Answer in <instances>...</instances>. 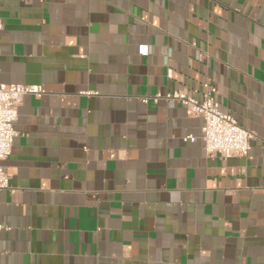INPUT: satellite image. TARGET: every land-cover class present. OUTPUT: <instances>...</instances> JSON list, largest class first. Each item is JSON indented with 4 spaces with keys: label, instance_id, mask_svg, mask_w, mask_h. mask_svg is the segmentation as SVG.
Here are the masks:
<instances>
[{
    "label": "crops",
    "instance_id": "obj_1",
    "mask_svg": "<svg viewBox=\"0 0 264 264\" xmlns=\"http://www.w3.org/2000/svg\"><path fill=\"white\" fill-rule=\"evenodd\" d=\"M0 17V83L44 92L21 98L3 163L0 264H264V0H1ZM205 83L247 157L207 155L202 120L152 99Z\"/></svg>",
    "mask_w": 264,
    "mask_h": 264
},
{
    "label": "built area",
    "instance_id": "obj_2",
    "mask_svg": "<svg viewBox=\"0 0 264 264\" xmlns=\"http://www.w3.org/2000/svg\"><path fill=\"white\" fill-rule=\"evenodd\" d=\"M2 29L0 17V32ZM203 89L204 93L200 100L181 92L156 94L152 99L176 102L183 106L187 116L202 120L201 133L207 155L218 156L221 159L247 157L253 134L240 127L229 114L220 110L215 100L216 90L209 83L203 84ZM43 93L40 86L0 83V191L9 188V175L3 163L11 155L20 100L25 95L40 97ZM142 101L146 103L148 98H143ZM184 141L194 143L195 138L187 136Z\"/></svg>",
    "mask_w": 264,
    "mask_h": 264
}]
</instances>
